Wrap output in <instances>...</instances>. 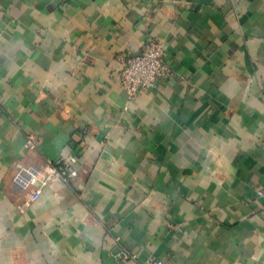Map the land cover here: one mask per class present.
Here are the masks:
<instances>
[{"label":"crops","instance_id":"0c3cea01","mask_svg":"<svg viewBox=\"0 0 264 264\" xmlns=\"http://www.w3.org/2000/svg\"><path fill=\"white\" fill-rule=\"evenodd\" d=\"M157 36L175 74L131 99L123 59ZM71 152L79 179L21 210L19 165ZM122 248L264 264V0H0V264Z\"/></svg>","mask_w":264,"mask_h":264},{"label":"built area","instance_id":"2783aa9c","mask_svg":"<svg viewBox=\"0 0 264 264\" xmlns=\"http://www.w3.org/2000/svg\"><path fill=\"white\" fill-rule=\"evenodd\" d=\"M120 73L121 84L131 99H135L142 91L154 89L160 81L174 76L165 58L164 42L160 37H150L139 53L129 55L123 59ZM38 138L28 134L25 140L27 150H34L38 146ZM78 157L74 152L49 159L46 166H21L15 175L14 183L22 191L30 190L25 201L19 204L21 210H26L43 193L45 187L55 180L71 184L80 177L77 167ZM262 194V191L259 192ZM118 256L123 259H132L136 264H169L166 259L150 257L140 260L138 254L122 248Z\"/></svg>","mask_w":264,"mask_h":264}]
</instances>
